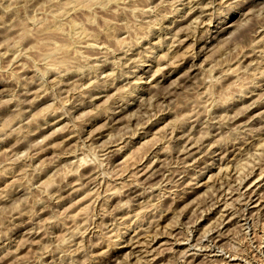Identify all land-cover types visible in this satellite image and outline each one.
Listing matches in <instances>:
<instances>
[{
    "label": "rangeland",
    "instance_id": "374dc122",
    "mask_svg": "<svg viewBox=\"0 0 264 264\" xmlns=\"http://www.w3.org/2000/svg\"><path fill=\"white\" fill-rule=\"evenodd\" d=\"M263 188L264 0H0V264H264Z\"/></svg>",
    "mask_w": 264,
    "mask_h": 264
},
{
    "label": "bare ground",
    "instance_id": "6f19581e",
    "mask_svg": "<svg viewBox=\"0 0 264 264\" xmlns=\"http://www.w3.org/2000/svg\"><path fill=\"white\" fill-rule=\"evenodd\" d=\"M79 3H81V2H79ZM233 10V9H232ZM83 37V36H82ZM86 37V36H85ZM261 41V40H260ZM55 63V62H54ZM160 68V67H159ZM233 70V69H232ZM55 71V70H54ZM234 72V71H233ZM223 73V72H222ZM213 84V83H212ZM206 88V87H205ZM97 89V88H96ZM125 146V145H124ZM121 150V149H120ZM117 153V152H116ZM72 155V154H71ZM86 156V155H85ZM188 157V156H187ZM87 158H89L88 156H87ZM81 159V158H80ZM75 160V159H74ZM84 160V159H83ZM86 160V159H85ZM84 160V161H85ZM81 164L82 163H84V162H80ZM80 163H79V165H80ZM84 165H85V163H84ZM81 166V165H80ZM76 168H77V166H76ZM80 168V167H79ZM78 169V168H77ZM221 171V170H220ZM264 189V188H263ZM171 190V189H170ZM252 190V189H251ZM246 199V198H245ZM129 203V202H128ZM255 204V203H254ZM178 241V240H177ZM215 243V242H214ZM259 248V247H258ZM220 250V249H219ZM256 250V249H255ZM223 251V250H222ZM224 252V251H223ZM197 253V252H196ZM227 255V254H226ZM259 258V257H258Z\"/></svg>",
    "mask_w": 264,
    "mask_h": 264
}]
</instances>
